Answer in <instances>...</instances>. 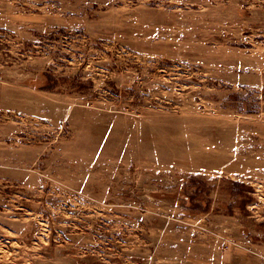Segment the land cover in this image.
Masks as SVG:
<instances>
[{
  "label": "rangeland",
  "instance_id": "obj_1",
  "mask_svg": "<svg viewBox=\"0 0 264 264\" xmlns=\"http://www.w3.org/2000/svg\"><path fill=\"white\" fill-rule=\"evenodd\" d=\"M0 264H264V0H0Z\"/></svg>",
  "mask_w": 264,
  "mask_h": 264
}]
</instances>
